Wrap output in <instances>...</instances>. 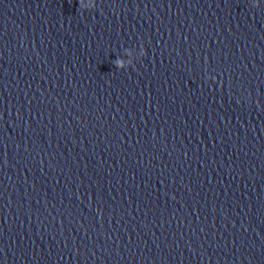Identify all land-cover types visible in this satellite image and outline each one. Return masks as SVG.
Returning a JSON list of instances; mask_svg holds the SVG:
<instances>
[{"label": "clouds", "instance_id": "obj_1", "mask_svg": "<svg viewBox=\"0 0 264 264\" xmlns=\"http://www.w3.org/2000/svg\"><path fill=\"white\" fill-rule=\"evenodd\" d=\"M96 6V0H89L88 4L84 3V0H79V9L83 12L85 9L91 11ZM115 67L123 68L124 61L121 59H117L115 61Z\"/></svg>", "mask_w": 264, "mask_h": 264}]
</instances>
